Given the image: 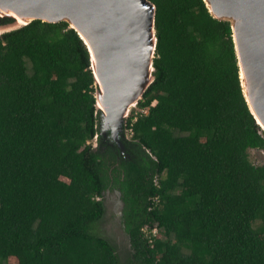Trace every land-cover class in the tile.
I'll return each mask as SVG.
<instances>
[{
  "label": "trees",
  "instance_id": "16d2710c",
  "mask_svg": "<svg viewBox=\"0 0 264 264\" xmlns=\"http://www.w3.org/2000/svg\"><path fill=\"white\" fill-rule=\"evenodd\" d=\"M150 1L154 79L122 151L100 134L74 28L34 19L0 33V264H119L96 230L112 188L129 264H264V163L248 153L264 130L230 23L204 0Z\"/></svg>",
  "mask_w": 264,
  "mask_h": 264
},
{
  "label": "water",
  "instance_id": "95a60500",
  "mask_svg": "<svg viewBox=\"0 0 264 264\" xmlns=\"http://www.w3.org/2000/svg\"><path fill=\"white\" fill-rule=\"evenodd\" d=\"M204 2L230 23L242 91L264 130V0ZM155 11L150 0H0V18L11 19L0 33L34 19L74 28L89 53L100 134L109 133L122 151L123 125L154 79Z\"/></svg>",
  "mask_w": 264,
  "mask_h": 264
},
{
  "label": "rangeland",
  "instance_id": "374dc122",
  "mask_svg": "<svg viewBox=\"0 0 264 264\" xmlns=\"http://www.w3.org/2000/svg\"><path fill=\"white\" fill-rule=\"evenodd\" d=\"M131 110H133L134 113L146 112V109H142L137 105L133 106ZM124 135L129 136L130 131L126 130ZM90 142L95 145L96 138H93ZM248 153L250 160L254 164L264 163L263 149L251 148L248 150ZM104 204L105 212L102 218L97 222L98 224L96 226V230L114 245L115 252L118 256L119 264H129L128 258L130 254V246L128 241V235L123 228L120 218L121 206L119 192L114 188L107 189L104 193Z\"/></svg>",
  "mask_w": 264,
  "mask_h": 264
},
{
  "label": "built area",
  "instance_id": "2783aa9c",
  "mask_svg": "<svg viewBox=\"0 0 264 264\" xmlns=\"http://www.w3.org/2000/svg\"><path fill=\"white\" fill-rule=\"evenodd\" d=\"M98 198V197H97ZM157 231V228H153L151 232L154 234Z\"/></svg>",
  "mask_w": 264,
  "mask_h": 264
}]
</instances>
